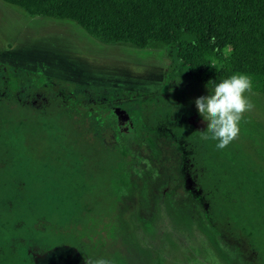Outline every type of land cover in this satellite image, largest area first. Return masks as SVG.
<instances>
[{"label": "rangeland", "instance_id": "obj_1", "mask_svg": "<svg viewBox=\"0 0 264 264\" xmlns=\"http://www.w3.org/2000/svg\"><path fill=\"white\" fill-rule=\"evenodd\" d=\"M0 55L52 77L74 76L103 99L95 112L115 122L116 108L130 118L120 138L125 161L109 181L105 207L101 192L84 188L81 171L54 165V155L69 153L57 149L56 136L28 128L21 154H33L25 162L30 176L0 167V264H73L74 249L87 264H242L239 251L246 263L264 264V236L246 235L260 244L255 252L239 231L260 227L264 234V94H247L253 107L242 114L238 135L217 149L204 138L207 123L195 105L211 90L172 46H107L74 22L31 17L0 0ZM188 169L203 203L187 191Z\"/></svg>", "mask_w": 264, "mask_h": 264}, {"label": "trees", "instance_id": "obj_2", "mask_svg": "<svg viewBox=\"0 0 264 264\" xmlns=\"http://www.w3.org/2000/svg\"><path fill=\"white\" fill-rule=\"evenodd\" d=\"M1 1L31 17L74 22L90 37L107 46H130L141 50L152 44L172 46L178 62L208 89L212 90L215 83L234 73H244L252 81L251 92L264 94V0ZM77 86L76 146L70 150L68 135L62 142L65 140L69 152L66 156H71L76 164L75 173L77 170L82 172L84 188L88 189L87 129L84 124L89 88ZM21 148L22 145L15 141H0V153H18ZM62 164L69 169L68 164ZM81 211L84 212V208ZM4 220L1 230H6L8 225V219L4 217ZM239 228L244 237L242 240L248 241L249 249L256 252L260 244H254L246 235L255 231L254 234L264 236L260 227L259 230L250 226ZM71 239L77 245V240ZM2 252L4 250L0 248V254ZM240 253L235 256L245 264V257Z\"/></svg>", "mask_w": 264, "mask_h": 264}, {"label": "flooded vegetation", "instance_id": "obj_3", "mask_svg": "<svg viewBox=\"0 0 264 264\" xmlns=\"http://www.w3.org/2000/svg\"><path fill=\"white\" fill-rule=\"evenodd\" d=\"M10 71L13 72L16 77H20L22 79L21 83L16 82V86L14 85L12 81L14 78ZM51 74L56 75L55 73ZM31 76L46 77L48 80L46 82H42L40 85H36L34 81L30 79ZM87 87L89 89H87L86 95V120L84 124L88 134L85 142L88 150V153L85 155L86 178L88 184L87 188L90 193H93L94 191L101 192V206L105 207L108 203L109 191L107 188L109 181L112 180L113 176L116 178L118 171L122 168L125 161L124 155L121 152L122 143L120 138H122V134L129 133V129L126 128V125L124 124L130 121V118L129 115H126L125 111L116 108L113 110V114H115L117 118L115 122L109 120L110 118L106 114H102L101 112L100 115V113L95 112V108L100 106L98 102H102L103 99H94L93 93L90 92V87ZM76 113L77 82L74 76L68 75V77H65L57 74L56 77H52L47 75L46 69H41V71L38 69L34 71L28 68V66L24 64V61H20L18 64L14 65L11 62L10 64H7L0 55L1 142L4 139L10 142L15 141L22 145L23 148L26 146L25 143L28 141L26 138L28 128H43L56 136L55 143L58 145V150L65 149L66 143H64L65 140L64 142H62V140L66 137L65 135H68V143L70 150H72L75 148L77 141ZM102 116L104 117V120H102ZM196 124L197 123H194L195 127H200ZM112 128L117 130V134H115L117 137L115 140V136L112 135V133L111 137L109 136V129L111 130ZM62 131H64V133H62ZM22 148L18 153L13 151H8L5 154L0 153V167H3L2 170L4 172H8L14 168H19L22 169L21 172L24 173V175L28 174V171L25 170L26 157L31 158L33 154L29 152L21 154ZM64 155H66V153L62 151L54 155V165H57L58 168L62 167L61 169H63V171L70 169L75 172L76 164L70 158L71 156L69 158H64V162H67V160L70 159L73 162L72 167L70 168L69 164V169L63 166L61 158ZM52 169L54 168H50L49 170L46 166H43V171L47 170L50 172ZM30 173H32V171ZM101 175H104L105 177L99 180ZM184 177L186 180L187 191L196 193L199 198L200 191L194 189L189 169L184 172ZM21 187L23 191L24 184ZM200 200L201 203L204 202V199L201 197ZM251 235H253V233H250V236ZM84 256L85 255H82L78 249H74L73 257L76 259V262L74 261L73 264H87V258ZM245 264H250V262Z\"/></svg>", "mask_w": 264, "mask_h": 264}, {"label": "clouds", "instance_id": "obj_4", "mask_svg": "<svg viewBox=\"0 0 264 264\" xmlns=\"http://www.w3.org/2000/svg\"><path fill=\"white\" fill-rule=\"evenodd\" d=\"M252 81L247 74L234 73L215 83L210 94L200 96L195 105L207 123L205 139L224 149L238 135L242 114L253 107L248 98Z\"/></svg>", "mask_w": 264, "mask_h": 264}, {"label": "crops", "instance_id": "obj_5", "mask_svg": "<svg viewBox=\"0 0 264 264\" xmlns=\"http://www.w3.org/2000/svg\"><path fill=\"white\" fill-rule=\"evenodd\" d=\"M79 85H82V84H79ZM87 87V86H86Z\"/></svg>", "mask_w": 264, "mask_h": 264}]
</instances>
